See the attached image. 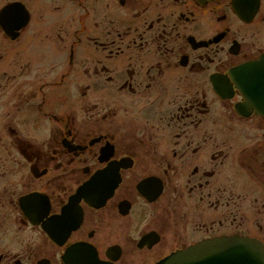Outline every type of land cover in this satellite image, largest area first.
Instances as JSON below:
<instances>
[{
  "label": "flooded vegetation",
  "instance_id": "flooded-vegetation-1",
  "mask_svg": "<svg viewBox=\"0 0 264 264\" xmlns=\"http://www.w3.org/2000/svg\"><path fill=\"white\" fill-rule=\"evenodd\" d=\"M264 246V0H0V264H156Z\"/></svg>",
  "mask_w": 264,
  "mask_h": 264
},
{
  "label": "water",
  "instance_id": "water-1",
  "mask_svg": "<svg viewBox=\"0 0 264 264\" xmlns=\"http://www.w3.org/2000/svg\"><path fill=\"white\" fill-rule=\"evenodd\" d=\"M157 264H264V248L246 238H220L174 252Z\"/></svg>",
  "mask_w": 264,
  "mask_h": 264
}]
</instances>
